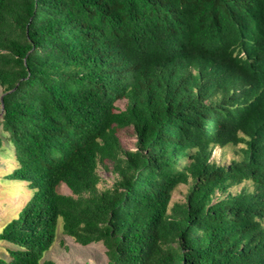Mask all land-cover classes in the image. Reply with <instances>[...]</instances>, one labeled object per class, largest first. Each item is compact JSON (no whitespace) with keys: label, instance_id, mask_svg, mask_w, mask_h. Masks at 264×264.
Wrapping results in <instances>:
<instances>
[{"label":"trees","instance_id":"16d2710c","mask_svg":"<svg viewBox=\"0 0 264 264\" xmlns=\"http://www.w3.org/2000/svg\"><path fill=\"white\" fill-rule=\"evenodd\" d=\"M0 87L6 177L30 191L0 264H54L59 218L107 264H264V0H0Z\"/></svg>","mask_w":264,"mask_h":264},{"label":"rangeland","instance_id":"374dc122","mask_svg":"<svg viewBox=\"0 0 264 264\" xmlns=\"http://www.w3.org/2000/svg\"><path fill=\"white\" fill-rule=\"evenodd\" d=\"M1 93L2 87H0V114L2 113ZM117 104L121 108L124 107L123 101H118ZM117 135L123 150L135 148V134L131 126L119 130ZM241 147L242 145L240 144L235 146L225 145L221 148L216 146L212 151V157L214 161L226 165L231 160L237 159L240 156ZM13 157L12 149L0 150V230L6 221L16 216L18 210L30 197V191L25 183L6 177L16 165ZM97 173L100 176V181L97 184L98 190H102L112 184L114 174L112 172L111 162L108 161L105 165L99 163ZM189 185L190 183L177 185L172 192L170 205L174 202L184 201ZM243 185L249 186V183H241L230 189L235 192ZM58 191L65 194L70 193L64 184L58 186ZM8 247L14 248L13 245L0 240V257L5 260H7L8 256ZM42 260H52L54 264H107L105 247L101 242L80 245L72 237L62 232L60 218L58 219L56 227L55 240L50 249L45 252ZM40 264H44V262L41 261Z\"/></svg>","mask_w":264,"mask_h":264},{"label":"water","instance_id":"95a60500","mask_svg":"<svg viewBox=\"0 0 264 264\" xmlns=\"http://www.w3.org/2000/svg\"><path fill=\"white\" fill-rule=\"evenodd\" d=\"M1 103H2V97H1Z\"/></svg>","mask_w":264,"mask_h":264}]
</instances>
